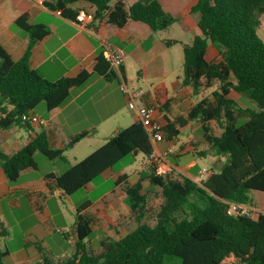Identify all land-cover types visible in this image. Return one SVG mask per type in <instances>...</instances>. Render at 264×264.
<instances>
[{
	"label": "trees",
	"instance_id": "16d2710c",
	"mask_svg": "<svg viewBox=\"0 0 264 264\" xmlns=\"http://www.w3.org/2000/svg\"><path fill=\"white\" fill-rule=\"evenodd\" d=\"M125 1L46 0L45 6L72 19L78 15L77 11H73L74 17L70 14L72 5L89 3L95 8L92 25L106 21L123 27L132 20L160 32L178 21L164 10L160 0H137L129 8ZM191 11L200 15V34L191 44L183 45L182 84L189 86L195 96L215 81L220 86L211 93V99L195 103L188 119L202 123V134L211 151L224 162L218 171L212 170L199 182L183 174L160 175L149 160L153 152L149 136L135 121L85 159L48 177L55 179L64 195L71 196L126 157L142 155L151 166L140 179L131 185L129 176L123 174L115 182V186L124 185L136 228L121 238L102 239L99 249L93 250L86 243L94 231L92 219L83 213L91 204H84L76 212L73 253L55 259L42 252V259L35 264H264V212L253 218L227 213L230 203L255 206L251 193H264V42L257 33L264 16V0H197ZM15 24L27 33L29 41L18 61L0 44V131L11 127L30 131L32 126L23 122V114L34 112L42 102L48 112L60 107L73 87L85 85L95 73L119 81L103 53L75 77L46 80L31 68L30 58L35 44L49 34V29L31 24L28 13L19 16ZM210 43L219 51L221 61L206 60ZM232 92L247 98L252 106L240 107L231 97ZM210 121L218 123L220 136L207 126ZM163 129L165 140L178 135L172 125ZM87 135L82 132L63 147L53 148L43 130L13 154L0 148V168L11 183H16L25 170L37 169V153L68 163L66 152ZM154 189H159L162 202L150 224L146 221L148 196ZM8 255L9 251L0 245V264H7Z\"/></svg>",
	"mask_w": 264,
	"mask_h": 264
},
{
	"label": "crops",
	"instance_id": "0c3cea01",
	"mask_svg": "<svg viewBox=\"0 0 264 264\" xmlns=\"http://www.w3.org/2000/svg\"><path fill=\"white\" fill-rule=\"evenodd\" d=\"M136 1L126 0L125 7L129 8ZM160 2L164 10L178 21L166 30L155 32L147 24L132 20L123 27L108 24L106 21L92 25V18L86 24L78 23L73 11L78 14L85 11L92 16L95 12V8L86 2L72 5L70 14L74 18L69 19L30 0H0V44L14 61L23 57L29 41L27 33L15 24L19 16L28 13L31 24L44 25L49 29V34L35 44L30 58L31 68L46 80L57 82L77 76L103 53L104 40L121 47L125 53L122 72L115 69L119 81L93 74L85 85L73 87L68 100L60 107L50 112L45 108L41 110V114L34 111L46 120V125L32 126L26 139L18 136L16 127L0 131V148L8 154H13L43 130L48 134L53 148L63 147L70 138L85 131L88 135L80 142L87 140L105 144L118 132L139 121L137 113L129 109L127 99L120 90L121 83L126 82L143 88L146 92L145 102L157 106L163 127L172 125L174 131L178 132V135L166 138L163 143L154 147L157 152L173 150V154L168 155L165 161L176 173L199 182L209 176L212 170L218 171L224 158L211 151L202 134V123L189 120L188 114L197 101L211 99L209 92L212 93L219 87L214 90L205 89L195 96L189 86L182 84L183 45L191 44L194 37L200 34V15L191 11L197 0ZM175 24H178L181 36L191 35L189 40L185 41L180 35L170 34ZM221 59L217 48L210 43L206 60L219 62ZM131 68L138 72V81L135 83L129 80ZM231 81L234 82L233 77ZM217 83V86H220V82ZM231 97L238 104L239 101L244 103L239 104L242 108L252 106L247 98L234 92ZM207 126L215 135H221L222 130L216 121L208 122ZM180 134L185 135L181 142ZM177 143L179 147L174 150ZM199 157L209 159L211 168L206 170L207 173L203 177L199 173L205 169H199L197 174L201 179L196 180L190 171L197 166L196 159ZM181 158L183 160L180 163L173 162L174 159ZM186 158L188 160H184ZM68 163L73 165L69 160ZM142 164L144 167L139 169L140 177L147 170L148 161L143 158ZM38 168L37 165V169L22 172L16 183H11L0 168V237L4 239V249L9 251L6 260L11 264H35L42 259V252L52 253L53 249L58 247L47 241L56 230V215L63 214L56 201L53 202L54 206L50 205L54 199L52 192L58 189L55 179L49 178L48 175H59L62 172L51 170L41 176L37 173ZM123 174L128 175L125 169L117 172L109 169L102 176L113 178L116 182ZM25 177L21 182V178ZM129 183L134 184L130 181ZM92 186L90 183L85 188L91 190ZM123 186H115L111 194L118 188L123 189ZM4 202L8 211L4 209ZM93 205L95 204H91L83 213L89 216ZM19 227L22 228V237L16 241L14 231ZM70 238L73 239V236Z\"/></svg>",
	"mask_w": 264,
	"mask_h": 264
},
{
	"label": "rangeland",
	"instance_id": "374dc122",
	"mask_svg": "<svg viewBox=\"0 0 264 264\" xmlns=\"http://www.w3.org/2000/svg\"><path fill=\"white\" fill-rule=\"evenodd\" d=\"M257 33L262 42H264V16L261 18V26L257 28ZM170 34L176 36L180 35V33L178 32V24H175V26L171 29ZM186 35L187 34L180 36L181 38H183V40L186 41L189 40V38L191 37L190 34L189 37H187ZM129 80L134 83L138 81V72L135 68L130 69ZM217 85L218 83L215 81L213 86L208 89L214 90L219 87ZM210 93L211 92H209V96L211 95ZM239 104L242 103L239 101ZM45 108L46 104L42 102L35 108V111L37 114H41V110ZM17 129L18 136H22L23 139H26L28 131L22 127H17ZM212 130L215 131V128H213ZM179 139L181 142V140L185 139V135L180 134ZM179 143H177V145L174 147V150L178 149ZM103 144L104 143L94 141H82L77 143L72 149H70L66 153V155L70 163L75 164L85 159ZM182 160L183 158L174 159L173 162L180 163ZM184 160H188V158ZM196 160L197 166L194 167L190 172L196 180H199L201 178L197 174L198 170H207L211 168V163L209 159H206L204 157H199ZM35 162L39 167L37 173L41 176L45 175L46 172H49L51 170H55L58 173L63 172L65 168L67 169L70 166L69 163H63L59 159L49 160L41 153L36 154ZM142 163V155L137 156L135 159L131 156H128L121 162L117 163L113 167V170L117 172L121 169H125L129 176L128 182L130 181L131 183H135L140 179L139 169L144 167L142 166ZM150 166L151 165L148 163L147 167L149 168ZM175 174L176 173H172L173 176L177 177V175ZM25 179L26 177L21 178V182H23ZM92 185L93 188L91 190L83 188L73 193L69 197L64 196L63 192L60 190L57 191L60 196L53 195L54 199L51 200L50 205L54 206L53 202L56 201L62 208L63 214L56 215V230L54 231L53 236L48 237L47 239L49 243L55 244L56 247L58 246L57 248L53 249L52 253H50L51 257L55 259H61L69 257L73 253L74 246L77 240L74 229V223L76 221V212L77 208L81 207L84 204H95L93 205L92 211L89 214V217L92 219V227L94 231L91 234L89 240L86 241V243H89L88 247L93 250L99 249L100 242L102 239L106 237L121 238L128 232H131L136 228V220L126 204L125 191L121 188H118L113 194H111L112 190L115 187V181L113 178L107 179L101 175L92 182ZM144 187L148 189L147 181H144ZM251 196L255 198L254 200L255 204H257L258 211L264 212V193L255 191L251 193ZM148 197V214L146 217V221L150 224H153L155 214L158 211L162 202L159 189H154L153 191H151ZM102 198L104 199L100 202ZM3 204L5 211H8V207L5 208L6 202H4ZM21 230V227L17 229L15 228L14 234L17 237L16 241L20 240L22 237ZM70 236H73V239H71ZM3 244L4 239L0 237V245L4 249ZM5 263L11 264L6 259Z\"/></svg>",
	"mask_w": 264,
	"mask_h": 264
},
{
	"label": "built area",
	"instance_id": "2783aa9c",
	"mask_svg": "<svg viewBox=\"0 0 264 264\" xmlns=\"http://www.w3.org/2000/svg\"><path fill=\"white\" fill-rule=\"evenodd\" d=\"M37 5L44 7L46 0H30ZM61 15L59 11L56 12ZM92 15L87 14L85 11L80 12L76 21L81 24H86ZM103 54L106 61L114 69L120 70L125 61V53L123 49L110 41L104 40L103 43ZM120 90L127 99V105L130 110L137 113L139 123L145 128L150 142L153 146V152L150 155V163L155 166V169L160 175H172L176 171L166 163L165 159L168 155L173 154L172 149H168L164 152L155 151L154 147L165 141V131L163 125L158 116V108L155 105L147 104L145 102L146 92L143 88L135 87L126 82L121 83ZM23 122L30 124L31 126H45L46 120L38 116L34 112H28L22 115ZM206 170L200 171L201 177L206 175ZM175 175H179L176 173ZM58 191V190H57ZM54 191L52 195L60 196V194ZM227 213L234 216L243 217H255L259 211L254 205L230 203Z\"/></svg>",
	"mask_w": 264,
	"mask_h": 264
}]
</instances>
